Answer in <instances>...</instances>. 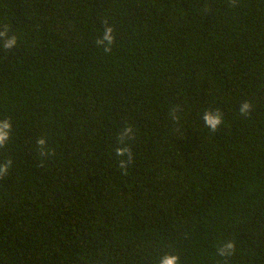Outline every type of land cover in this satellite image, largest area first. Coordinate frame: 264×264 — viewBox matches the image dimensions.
<instances>
[{"label": "trees", "instance_id": "16d2710c", "mask_svg": "<svg viewBox=\"0 0 264 264\" xmlns=\"http://www.w3.org/2000/svg\"><path fill=\"white\" fill-rule=\"evenodd\" d=\"M5 27L0 264H264V0H0Z\"/></svg>", "mask_w": 264, "mask_h": 264}, {"label": "clouds", "instance_id": "9594fccd", "mask_svg": "<svg viewBox=\"0 0 264 264\" xmlns=\"http://www.w3.org/2000/svg\"><path fill=\"white\" fill-rule=\"evenodd\" d=\"M9 29L5 27L2 31H0V39L4 40L3 48L5 50L12 49L17 44V37L15 35L9 36L8 35ZM114 29L112 26L105 24V28L103 31V35L100 36L96 43L99 46H102L105 53L111 51V46L115 42V37L113 35ZM252 109L251 103L248 101H244L238 111L240 115L247 116L250 114ZM175 116V113H173ZM202 119L205 123V126L212 132H216L219 127L224 123L223 115L219 110H207L203 113ZM132 132V127L129 126L126 128L122 133L120 137L121 144L125 143L126 137L129 136V134ZM12 134V123L10 120L3 119L0 120V148H4L7 146L8 141L11 138ZM37 146L38 150L41 155L46 154L45 145L47 144V141L43 137L37 138ZM116 156L120 157L119 166L122 169H125L128 164L132 161V154L131 151L127 147H118L115 151ZM127 156V160L124 159V157ZM12 161L8 160L4 163H0V178H3L4 176L8 175L10 167H11ZM233 244L229 242L227 245L224 246V248L220 249V255H228L230 252L228 250L233 249ZM180 257L175 254H166L160 261V264H179Z\"/></svg>", "mask_w": 264, "mask_h": 264}]
</instances>
